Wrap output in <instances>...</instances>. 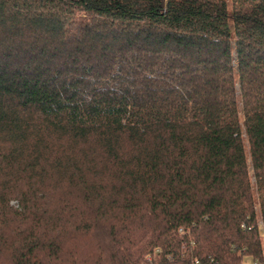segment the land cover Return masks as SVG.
<instances>
[{
	"label": "trees",
	"instance_id": "obj_1",
	"mask_svg": "<svg viewBox=\"0 0 264 264\" xmlns=\"http://www.w3.org/2000/svg\"><path fill=\"white\" fill-rule=\"evenodd\" d=\"M253 260L264 0H0V264Z\"/></svg>",
	"mask_w": 264,
	"mask_h": 264
},
{
	"label": "built area",
	"instance_id": "obj_2",
	"mask_svg": "<svg viewBox=\"0 0 264 264\" xmlns=\"http://www.w3.org/2000/svg\"><path fill=\"white\" fill-rule=\"evenodd\" d=\"M180 231H181V229H180ZM159 251H160L159 248H155L150 253H147L145 255V258L148 259V260H152V259H154L156 257V255H158ZM251 264H261V263L258 262V261L253 260Z\"/></svg>",
	"mask_w": 264,
	"mask_h": 264
},
{
	"label": "rangeland",
	"instance_id": "obj_3",
	"mask_svg": "<svg viewBox=\"0 0 264 264\" xmlns=\"http://www.w3.org/2000/svg\"><path fill=\"white\" fill-rule=\"evenodd\" d=\"M244 140H245V139H244ZM244 143H245V145H246V142H245V141H244ZM246 153H247V149H246ZM251 181H252V183H253V178H251ZM11 203H12V204H15V202H14L13 200L11 201Z\"/></svg>",
	"mask_w": 264,
	"mask_h": 264
}]
</instances>
